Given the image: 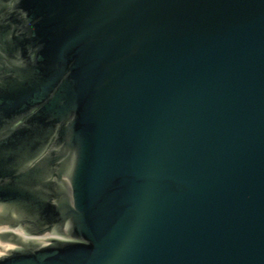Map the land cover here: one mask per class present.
I'll return each instance as SVG.
<instances>
[{"label":"water","instance_id":"water-1","mask_svg":"<svg viewBox=\"0 0 264 264\" xmlns=\"http://www.w3.org/2000/svg\"><path fill=\"white\" fill-rule=\"evenodd\" d=\"M0 264H264V0H0Z\"/></svg>","mask_w":264,"mask_h":264}]
</instances>
